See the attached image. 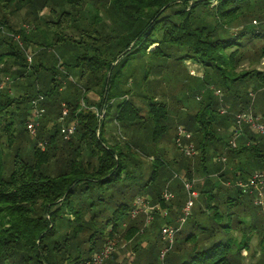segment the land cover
<instances>
[{
    "label": "trees",
    "instance_id": "obj_1",
    "mask_svg": "<svg viewBox=\"0 0 264 264\" xmlns=\"http://www.w3.org/2000/svg\"><path fill=\"white\" fill-rule=\"evenodd\" d=\"M62 4L69 5L73 13L62 12L55 21V8ZM245 8L249 12H244ZM248 16L264 20V0H0V83L2 75L9 78L8 86L0 92V264H89L105 244L120 234L138 197H151L154 204L167 209L168 218L159 212L154 216L160 215L164 225H173L187 198L185 202L166 203L162 200L164 189L159 191V186L167 187L175 176L182 178L178 179L182 187L183 181L202 177L198 199L209 204L205 209L201 205L195 222L202 232L183 239L163 260L159 250L161 264H240L241 252L250 250V236L256 230L259 262L264 264V205L257 204L259 193L253 187L243 189L236 185H250L254 174H264V135L244 126L237 147L232 149L235 119L221 115L220 103L212 90V94L201 99L199 112L177 125L192 134L198 155L189 159L182 154L179 161L171 164L165 160V151L158 147L171 126L166 104L146 96L143 99L149 110L144 116L131 99L126 100L131 90L126 89L128 79H122L129 60L135 56H150L164 62L191 61L201 69L203 81L208 68L212 69L213 83L205 88L211 86L215 93L219 88L230 96L231 114L237 110L249 112L254 103L244 105L238 88L254 79L264 84V72H238L245 58L240 57L238 47L248 35L258 36L257 27L249 29L250 25L234 40H225L229 29ZM18 17L23 22L15 23ZM31 26L35 28L32 31ZM70 31L76 36L70 35ZM51 41L68 46L78 44L86 54L65 63L54 58L56 64H52L48 58L53 48ZM38 46L40 51L29 63V54ZM80 68L85 83L81 88L83 105L69 102L68 98L60 102L56 95L61 94L63 82L67 84L70 73ZM60 70L64 71L61 79ZM25 79L26 86L18 85L24 91L11 96L12 83ZM200 91L194 93L202 97ZM91 92L98 95V103H90L87 96ZM40 97L44 98V114L38 136L33 139L27 133L26 123L32 102ZM48 97L53 101H46ZM64 109L69 110L64 123H77L70 140L60 132ZM111 111L118 124L133 131L134 143L108 140L104 125ZM97 113L104 114L102 121ZM261 114L263 119L264 110ZM52 116L58 122L50 126L56 118L49 119ZM219 125L226 126V133L217 131ZM140 130L146 137L144 147L135 136ZM24 141L32 145L31 152H26ZM38 141L46 142L45 151L37 147ZM4 147L12 155L8 162ZM216 155L228 157L233 169L227 170L225 163L215 159ZM228 180L234 184L229 189L222 185ZM133 186L137 189L128 202ZM216 189L222 195L211 204L217 197ZM262 189L264 197V186ZM233 202L243 206L240 212L245 215H238L234 222L229 219V225L218 229L226 209L235 205ZM250 206L257 209L256 220L247 218ZM203 215L211 219V225L203 226ZM194 216L192 211L191 218ZM140 225H129L124 235L128 242L141 235ZM225 229L233 238L212 240L217 238L214 234ZM235 229L242 232L241 239L234 235ZM206 231L213 235H205ZM154 253V248L146 251L151 258ZM256 255L253 253L252 257Z\"/></svg>",
    "mask_w": 264,
    "mask_h": 264
},
{
    "label": "rangeland",
    "instance_id": "obj_2",
    "mask_svg": "<svg viewBox=\"0 0 264 264\" xmlns=\"http://www.w3.org/2000/svg\"><path fill=\"white\" fill-rule=\"evenodd\" d=\"M248 8L244 9V12H249L247 10ZM56 14L55 16L52 17L53 20L57 21L58 17L62 12H72V9L70 8L69 5L62 4L59 5L58 8H55ZM44 12L43 14H45ZM48 16V13L46 17ZM54 17L56 19H54ZM248 18V19H247ZM239 20L236 25H234L232 28L229 29L230 33L229 35L225 38V40H234L235 37H237L239 34L243 32L244 29H248L250 25H252L249 29H252L253 27L256 28V33L258 32L257 37H253L251 35H248L249 37L244 39L243 43H241V47L239 46V50L241 51V56H244V61L243 63L238 67V72L246 71H258V72H264V57H261V49L264 48V20L262 21L257 20L256 18H249V16ZM247 19V20H246ZM23 22L21 20V17L16 18L15 23H21ZM27 26V24H25ZM24 26V27H25ZM34 27H30V30H34ZM3 32V31H1ZM5 33V32H4ZM68 34V33H67ZM72 36H76V33H72L70 31L69 33ZM219 35H223L221 31L218 33ZM74 38V37H72ZM77 41L79 38H74ZM43 40L39 41V43H43ZM252 42V43H251ZM51 44L53 45L51 53L48 55V58L52 61V64H56V61L54 58L61 59L62 62H68L69 60L73 59L77 60V58L84 54H86V51L84 48H81L80 45L78 44H73L72 46H68L66 44H57L54 41H51ZM40 47L38 48L35 47L34 51H32L29 56H35L37 51H40ZM91 56L90 52L88 54ZM33 60V58H32ZM33 62V61H32ZM14 72L15 69H12ZM61 71V72H60ZM59 72V78L61 79L62 76L64 75V71L60 70ZM81 71L82 69H78L77 71H72L70 74H72L71 78L67 81V84L63 82V87L60 89V95H56V98H58L61 102L62 98H68L69 102H73L74 104L76 102H80L81 105H83V96L81 92V88L84 87L85 83L82 82L81 80ZM194 72V75L192 74ZM207 77L206 80L202 77V71L201 69L193 64L191 61L187 62H182L181 61H176V59L172 60H166L164 61H157L156 59H150V56L147 57H141V56H135L132 57L129 60L128 66L126 70L124 71L122 79H128V85L126 87L127 90H131V96L129 98L127 97L126 100L131 99L141 110L144 112V116L148 112V107L145 98L146 96H154L158 102L166 104L168 108V113H169V122L171 123L169 130L167 132V136L164 137L161 142L159 143V146L162 151L164 150L166 154H163L165 156V160L171 164H175V161L180 160V156H182V153L177 149L175 145V139L174 142H171V139L174 138L177 134V125L178 123H182V120L188 116H195L199 112V103L201 99L204 97V95L213 94L215 95V99L220 103V113L221 115H231L232 118L234 117L235 119V128H236V116L241 113L239 112L240 110H237L240 108V106H237V109L234 108V110H237L235 113L231 114V104H230V96H226L222 91L217 89V91L220 92V96H218L215 91L216 89H212L210 86L209 88H205L207 85H211L213 83V71L212 69L208 68L207 70ZM148 74V77H146ZM8 75H2L1 80L4 79ZM12 80V79H11ZM13 82V81H12ZM28 80L25 79L23 81H18L15 83H12V89L9 91L11 96H18L24 91V87L19 89L18 85L21 84L22 86H26L28 83ZM50 83V80H49ZM204 88V89H203ZM66 89V90H65ZM202 89V90H201ZM201 90V91H200ZM240 91V96L243 100V104L245 105L246 102H252L254 103L253 105V110L249 111L251 114L255 117L256 114L259 116L257 118L260 119L261 123H264V118L262 119V110H264V84L262 82H256V80H252L248 83H243L242 87L238 88ZM194 91H200L202 93L201 95H197V93H194ZM199 94V93H198ZM87 98L89 99L90 103H98L99 102V97L97 94L94 92H91L88 94ZM48 102H52L53 99L51 97H48L46 99ZM227 103V104H226ZM48 104V103H47ZM45 104V105H47ZM63 107V103H62ZM224 112V113H223ZM245 112V111H244ZM56 117V116H55ZM54 116L49 119H54ZM228 118L231 119L230 116ZM48 119V120H49ZM58 122V118L56 117L55 120L50 122V126L54 125L55 123ZM229 123L226 121V124ZM225 124V125H226ZM221 126L219 125L216 127L217 131L219 132H225L226 133V126ZM104 129L106 134L109 136L108 140L115 138L122 143H126L129 141H132L134 143V133L131 131L130 128H126L122 125V123L119 122V124L115 121L114 118V112H109L108 116L105 121ZM122 126V127H121ZM233 134H234V127L232 128ZM232 134V138H233ZM29 135V134H28ZM231 135V133H230ZM30 136V135H29ZM136 138L137 141L140 145L143 147L146 146L147 144L144 142L145 136L143 134V131L140 130L139 133H136ZM138 136V137H137ZM31 137V136H30ZM264 137V136H262ZM231 138V139H232ZM28 139L32 141L29 137ZM170 140V141H169ZM25 144L23 143V147L26 148V152H31L32 150V145H28L26 141H24ZM33 143V141H32ZM5 144V141L4 143ZM264 145V143H263ZM159 148V149H160ZM163 151V152H164ZM4 152L6 155V160L7 162L12 159L11 153L4 147ZM219 154V153H218ZM222 155H216L215 159H218ZM225 156V155H224ZM226 157V156H225ZM227 161L225 162V168L229 171L233 169V166L231 162L228 161V157H226ZM142 160H147V158H142ZM148 159L147 161H149ZM151 161V160H150ZM196 161V160H195ZM151 164V163H150ZM212 164V162L209 163V165ZM7 171L9 172L11 169L10 167L6 168ZM136 175H133L135 177ZM173 176V175H172ZM230 178V176H228ZM179 178H171L169 181L167 187L164 188V184L159 186V191L163 192L165 189H169L173 195L175 196L174 201L175 202H185L187 198V193L185 191V187L183 188L181 185L182 183L178 180ZM195 187L194 189L196 192L199 193L198 187H200V183L203 181L202 177H195ZM228 182L222 183L224 188H228ZM128 184V183H127ZM232 184V183H231ZM227 186V187H226ZM132 191L129 192L128 195V202H131L135 190L137 187L133 186ZM223 191V190H222ZM118 193V192H116ZM214 194L217 196L215 199L211 202V204H215V200L219 197V195H222L221 191L216 189L214 190ZM115 199L118 198V195H115ZM149 201L152 204V198L148 197ZM227 200V199H226ZM209 202L204 203L200 199H197L195 202V207L193 210V213L195 216L193 218H190L186 224L182 227L180 232L176 236V242L177 244L173 248V252L175 251L178 243H182L183 239H186L192 234H195L198 236L202 231L199 229L198 226L195 225V222L197 220V216L201 214V205L205 209ZM218 204V203H217ZM235 204L233 207H228L226 211L224 212V221L220 223V226L218 229H220L221 226H227L231 222L235 221V218L240 215V217L245 215L244 213L240 212L243 210V206ZM133 205V204H132ZM229 206V205H227ZM225 208H222V211H224ZM249 212V216L247 217L248 220H256V213L257 209L254 207L248 208L247 210ZM210 213V211H209ZM181 214V212H180ZM211 214V213H210ZM256 214V215H255ZM153 215V214H152ZM226 215H230L228 218ZM259 216L263 217L261 212L258 213ZM160 216V215H159ZM159 216H152L154 218L153 222L150 225L146 224V216L143 214H140L137 218L133 219L130 217L129 221H126L120 228V234L117 235L115 239V248L113 254L110 256L108 260H106L102 264L109 263L110 264H161L162 261L158 259L157 253L159 250H161L162 242L160 238V231L163 227L164 220L159 217ZM180 216V215H179ZM179 216L176 215V219L173 220L172 224L176 225V222L179 218ZM208 216V215H207ZM174 218V217H172ZM171 219V216H170ZM200 222L204 225H211L212 221L206 216H201L200 217ZM230 219V220H229ZM240 221V220H239ZM136 223L137 225H140L142 223L141 228L145 230L143 234L137 236L132 241H127L124 238V235L129 228V225L131 223ZM238 222V220H237ZM144 223V224H143ZM178 224V223H177ZM160 227V229H159ZM202 227V226H201ZM208 227V226H207ZM214 225L209 228L210 231ZM111 228H109L110 230ZM258 230H256L252 235L249 236L251 237L250 241V250H243L241 252V257H240V264H260L259 259H260V248H259V238L257 235ZM209 232V231H208ZM203 232L205 235H213V233H208ZM229 230L225 229L220 232V234H214L213 236H217V238H213L212 240H226L227 238H233V236L228 233ZM234 235L238 238H242V232L235 229L234 230ZM179 241V242H178ZM216 243V242H214ZM213 243V244H214ZM107 244H105L106 246ZM184 245H186L184 243ZM104 246V247H105ZM151 248H154V256L151 258V255H147L146 251ZM183 248V247H182ZM104 249V248H103ZM102 249V250H103ZM171 251V252H172ZM102 252V251H101ZM100 252V253H101ZM99 253V254H100ZM160 253V252H159ZM255 253L256 257H252V254ZM99 254H96L95 256H98ZM151 254H153L151 252ZM170 254V253H169ZM156 255V259H154ZM116 257V259H113V257Z\"/></svg>",
    "mask_w": 264,
    "mask_h": 264
},
{
    "label": "built area",
    "instance_id": "obj_3",
    "mask_svg": "<svg viewBox=\"0 0 264 264\" xmlns=\"http://www.w3.org/2000/svg\"><path fill=\"white\" fill-rule=\"evenodd\" d=\"M28 61L31 63L32 57L28 56ZM197 66V65H196ZM194 75V72L192 73ZM9 78L5 77L2 82L0 83V92H2L7 86H8ZM216 94L220 96V92L217 91ZM44 101L43 97H40L39 99H36L32 102V108H31V114L30 118L28 119L26 123V129L27 133L31 136V138L36 139L39 133V126H40V119L42 118L44 114V109L41 108V103ZM224 113V112H223ZM69 114L68 109H64L63 116L60 119L59 123H64L65 117ZM97 116L99 117L100 121L104 119V114L97 113ZM76 125L77 123L75 121L66 124V122L61 127V135L66 139L70 140L76 133ZM244 126L249 127L254 133L259 135H264V123L260 122L259 118L254 117L251 112H241L236 116V128L234 130L233 138L230 141V147L232 149L237 147V143L239 138L243 135ZM193 136L190 132H188L183 127H178L177 129V135L175 138V145L177 149L186 157L189 159H194L198 152L192 143ZM37 147L41 151L46 150V142L44 141H38ZM219 162L225 163L226 157L221 156L218 160ZM175 178H179L182 180L181 177L175 176ZM185 190L187 191L188 197L186 200V203L181 211V216L178 218L176 225H164L161 229L160 238L162 242V249L160 250V259L163 260L167 254H169L175 245L176 236L182 229V227L186 224V222L191 218L192 211L195 206L196 200L199 198V193L194 190L195 186V180L192 182H184ZM228 187L234 186V184H231L229 182ZM237 186L241 188H247V187H253L256 192L259 193V199H257V204L264 205V197L262 195V186H264V174L262 173H256L253 175L250 185H245L243 183L236 184ZM252 194V193H251ZM162 200L166 203H171L174 200V195L169 189H165V191L162 194ZM155 212H159V214L163 218L169 217V212L167 209H163L160 204H152L150 203L149 199L138 197L136 198L133 209L130 214V216L135 219L140 214H143L146 216V224L150 225L154 218ZM153 214V215H152ZM178 223V224H177ZM145 230H141V234H143ZM115 239L110 240L107 245L104 247L102 252L95 256L94 259L89 264H102L106 260L110 258V256L114 252L115 248Z\"/></svg>",
    "mask_w": 264,
    "mask_h": 264
},
{
    "label": "crops",
    "instance_id": "obj_4",
    "mask_svg": "<svg viewBox=\"0 0 264 264\" xmlns=\"http://www.w3.org/2000/svg\"><path fill=\"white\" fill-rule=\"evenodd\" d=\"M172 220V219H171Z\"/></svg>",
    "mask_w": 264,
    "mask_h": 264
}]
</instances>
